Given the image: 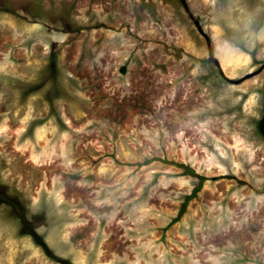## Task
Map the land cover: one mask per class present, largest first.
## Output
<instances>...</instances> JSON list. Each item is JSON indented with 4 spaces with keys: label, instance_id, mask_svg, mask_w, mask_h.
<instances>
[{
    "label": "rangeland",
    "instance_id": "rangeland-1",
    "mask_svg": "<svg viewBox=\"0 0 264 264\" xmlns=\"http://www.w3.org/2000/svg\"><path fill=\"white\" fill-rule=\"evenodd\" d=\"M185 1L0 0V264H264V0Z\"/></svg>",
    "mask_w": 264,
    "mask_h": 264
},
{
    "label": "clouds",
    "instance_id": "clouds-1",
    "mask_svg": "<svg viewBox=\"0 0 264 264\" xmlns=\"http://www.w3.org/2000/svg\"><path fill=\"white\" fill-rule=\"evenodd\" d=\"M249 22H250V20H249L248 17H243V18H241V21H240V25H239V26H240L242 29L246 30L247 27H248ZM224 43H225V44H228L229 42H228V41H224Z\"/></svg>",
    "mask_w": 264,
    "mask_h": 264
},
{
    "label": "water",
    "instance_id": "water-1",
    "mask_svg": "<svg viewBox=\"0 0 264 264\" xmlns=\"http://www.w3.org/2000/svg\"><path fill=\"white\" fill-rule=\"evenodd\" d=\"M182 2H183V4H184V6H185L187 12H188V13L190 14V16L193 18L194 16H193L192 12L190 11V8L188 7L186 1H185V0H182ZM201 30H202V29H201ZM207 42H208L209 50H210V52H211V51H212V49H211V43H210V40L208 39V37H207ZM218 66H219V64H218ZM219 67H220V66H219ZM236 83L238 84L239 82H236Z\"/></svg>",
    "mask_w": 264,
    "mask_h": 264
},
{
    "label": "trees",
    "instance_id": "trees-1",
    "mask_svg": "<svg viewBox=\"0 0 264 264\" xmlns=\"http://www.w3.org/2000/svg\"><path fill=\"white\" fill-rule=\"evenodd\" d=\"M259 126H260V130L262 132V134L264 135V115L262 116L261 120H260V123H259ZM199 189V188H198ZM197 189V190H198ZM196 190V191H197Z\"/></svg>",
    "mask_w": 264,
    "mask_h": 264
}]
</instances>
